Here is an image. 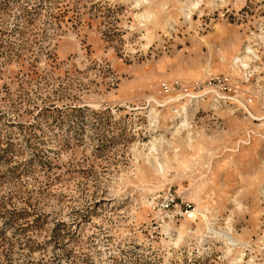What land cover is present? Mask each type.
<instances>
[{"label": "rangeland", "instance_id": "374dc122", "mask_svg": "<svg viewBox=\"0 0 264 264\" xmlns=\"http://www.w3.org/2000/svg\"><path fill=\"white\" fill-rule=\"evenodd\" d=\"M0 264H264V0H0Z\"/></svg>", "mask_w": 264, "mask_h": 264}, {"label": "built area", "instance_id": "2783aa9c", "mask_svg": "<svg viewBox=\"0 0 264 264\" xmlns=\"http://www.w3.org/2000/svg\"><path fill=\"white\" fill-rule=\"evenodd\" d=\"M163 88L164 89H168L167 85L165 83L162 84ZM174 203V196L172 195L171 192H167L165 195H164V199H163V204L161 205L162 209L165 210L166 213V216H174L175 215V211H172L171 213H169V206H172Z\"/></svg>", "mask_w": 264, "mask_h": 264}, {"label": "bare ground", "instance_id": "6f19581e", "mask_svg": "<svg viewBox=\"0 0 264 264\" xmlns=\"http://www.w3.org/2000/svg\"><path fill=\"white\" fill-rule=\"evenodd\" d=\"M244 64V63H243ZM193 96V95H192ZM195 103L194 98H188L186 99L185 103L181 106V110L185 112L187 108H189L192 104Z\"/></svg>", "mask_w": 264, "mask_h": 264}]
</instances>
